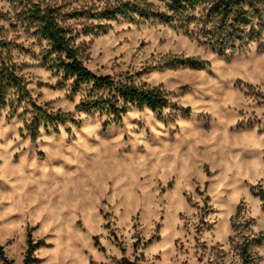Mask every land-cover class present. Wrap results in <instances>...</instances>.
I'll list each match as a JSON object with an SVG mask.
<instances>
[{
	"label": "rangeland",
	"instance_id": "obj_1",
	"mask_svg": "<svg viewBox=\"0 0 264 264\" xmlns=\"http://www.w3.org/2000/svg\"><path fill=\"white\" fill-rule=\"evenodd\" d=\"M135 1L32 0L97 75L161 88L157 110L89 109L91 85L64 71L32 2L0 0V64L22 79L0 106L4 257L23 264L30 233L32 264H244L245 249L264 264V42L221 54L195 22L101 15ZM34 105L63 118L35 122Z\"/></svg>",
	"mask_w": 264,
	"mask_h": 264
},
{
	"label": "trees",
	"instance_id": "obj_2",
	"mask_svg": "<svg viewBox=\"0 0 264 264\" xmlns=\"http://www.w3.org/2000/svg\"><path fill=\"white\" fill-rule=\"evenodd\" d=\"M31 1L32 0H28ZM261 1L248 0H168V11L157 10L154 4L147 0H139L134 3H119L113 8H107L101 13L103 17L114 18L118 15L129 17L131 13L158 17L161 20H169L183 29H187L191 22L200 27V34L206 38L205 44L221 54L230 50H242L248 48L253 41L264 42V6ZM34 15L40 22L42 34L50 41L52 48L57 54L65 55L68 61H62L64 71L76 77L79 82H86L91 85V101L87 103L89 109L108 108L114 112L127 110L131 105L139 107L147 106L157 110L166 106L169 102L166 93L159 87L139 86L133 82L123 83L114 81L110 76L97 75L84 65L76 48L70 43L65 29L58 23L56 16L50 7L41 8L32 2ZM205 4V14L195 15L196 8ZM248 6V7H247ZM254 20L260 27V32L254 34V27L247 30V26ZM256 26V25H255ZM258 30V29H257ZM258 34V35H257ZM169 65L172 67L189 65L192 68H201L205 62L199 57H187L174 59ZM4 61V60H3ZM22 79L17 75L14 66L4 62L0 64V106L3 105L8 96H12L15 89L21 85ZM108 91L105 96L104 92ZM123 105L120 108V102ZM33 116L35 122H52L63 118L61 113L52 116L43 108L34 105ZM259 195L264 200V190L260 188ZM36 245L32 235L28 233L27 252L23 264H32L35 259L33 251ZM0 256L5 264L8 259L4 257V250L0 245ZM243 263L249 264L246 249L243 250ZM122 264H136L124 259Z\"/></svg>",
	"mask_w": 264,
	"mask_h": 264
}]
</instances>
